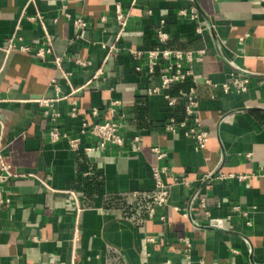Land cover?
I'll use <instances>...</instances> for the list:
<instances>
[{"label":"crops","instance_id":"0c3cea01","mask_svg":"<svg viewBox=\"0 0 264 264\" xmlns=\"http://www.w3.org/2000/svg\"><path fill=\"white\" fill-rule=\"evenodd\" d=\"M190 8L197 21L179 16ZM118 9L131 18L107 59ZM37 15L42 23L31 20ZM76 18L89 23L78 33ZM159 31L170 36L165 44ZM13 36L34 49L50 43L53 54L8 55L2 46ZM160 49L205 51L191 80L171 90L180 99V90L196 89L210 136L202 151L166 128L182 119V104L169 108L163 93H148L168 65L160 59L149 72L147 54ZM233 75L250 79L247 93L224 91ZM41 99L56 101L47 109ZM53 113L61 132L80 139L79 151L50 139ZM0 121L4 156L25 175L3 186L10 201L0 205V264H185L184 236L192 264H264V0H0ZM94 122L118 123L124 145L96 148L84 129ZM155 147L166 153L170 195L151 219Z\"/></svg>","mask_w":264,"mask_h":264},{"label":"built area","instance_id":"2783aa9c","mask_svg":"<svg viewBox=\"0 0 264 264\" xmlns=\"http://www.w3.org/2000/svg\"><path fill=\"white\" fill-rule=\"evenodd\" d=\"M179 16L181 18H186L189 21H197L198 20V12L195 8L183 9L179 11ZM130 14H124L121 10H117L116 12V22L119 27V34L117 36L116 41L108 47L107 59L110 56L114 55L118 52L117 43L120 38L126 32L130 21ZM31 20L39 22H43V17L37 15ZM106 18L103 17L102 21H105ZM74 27L76 32H80L85 30L89 23L82 18H76L74 21ZM198 34H202L203 30L201 28L197 29ZM158 40L160 43L165 44L169 39V34L164 31H159L157 33ZM13 36L9 40V46L7 49H3L6 54H10L11 52H19L21 54H29L33 55L37 60H46L48 56L53 54V46L50 43L45 44L42 48L34 49L28 45L15 44ZM247 37V36H246ZM246 37L240 40V43L243 44L246 40ZM199 56L196 57L192 52H182L179 50H170V49H160L148 52L149 56V72L152 74L155 71V67L158 65V61L164 60L168 62L163 74L161 75V84L159 87L149 89V95H158L163 93L164 99L169 108L175 107L180 101L178 98H173L168 94V90L177 83H184L188 79L193 77V72L191 70L190 65L195 62L201 60L202 55L205 54V51L198 52ZM130 54L136 60L141 59L143 53L137 50H130ZM186 61V62H184ZM185 63H188V66L185 67ZM55 64L57 68H61V58L55 59ZM79 66H85V62H76ZM137 70H141V68H137ZM209 83V81L207 82ZM52 84L55 85V88L59 90L57 87V80L53 79ZM250 86V79L245 77H238L233 75L231 80L223 85V89L226 93L235 92L237 94H245L248 92ZM181 99L185 107V117L184 120L178 122L174 117H171L166 125V128L169 132H177L178 130H182L187 139L191 140L195 145V149L197 151H202L208 144L210 136L209 133L202 127L200 118H199V101L197 97V91L193 87L188 92L181 94ZM56 100L53 99H41L38 100L37 103L39 106L43 108H51L53 103ZM114 105H117V102H114ZM45 114L49 115L48 111ZM78 114V106L77 104H73L72 108V117H76ZM93 117L98 115V110L94 109L91 113ZM53 128L49 132L50 139L53 142H57L59 140L65 139L69 142L70 148L77 152L80 148V139L79 138H70L68 134L63 133L57 126V120L60 116L59 113H53ZM0 128H3V123L0 121ZM84 129L88 130L89 134L94 137L98 141V146L96 148L105 149L107 145L111 146H123L124 138L120 133V126L116 122H103V123H91L85 124ZM83 130V134L85 133ZM6 145L3 143L0 136V205L3 203H9L10 200H7L3 196V186L11 180L24 177L25 175H19L15 173L12 169V165L7 162L4 156V150ZM96 148H90L86 151H94ZM152 152L155 154L158 164L153 168V179L155 182V199L153 203L148 206V216L151 219H154L158 215V210L163 208L168 204V199L170 195L169 186L165 183L163 176L166 173V168L160 165V162L166 158V153L162 152L159 148H153ZM32 176V175H30ZM34 176V175H33ZM230 178H235V176L231 175ZM248 178L246 175H239L237 179L240 181H244ZM223 179V177H221ZM71 195L75 198L76 194L71 192ZM200 206L203 209H206L204 204V200H201ZM177 209V208H176ZM239 210V208H235ZM178 210V209H177ZM160 221H165V217H160ZM77 240V235L74 237V241ZM155 239L150 238L148 243H154ZM180 242L183 244L184 249L182 251V255L185 258V264H192L193 261V242L189 236H184L180 239ZM163 264H170L168 261H165ZM201 264H218V263H205L201 262Z\"/></svg>","mask_w":264,"mask_h":264},{"label":"trees","instance_id":"16d2710c","mask_svg":"<svg viewBox=\"0 0 264 264\" xmlns=\"http://www.w3.org/2000/svg\"><path fill=\"white\" fill-rule=\"evenodd\" d=\"M191 79H188L186 82H184V83H177V84H174L168 91H169V95L171 96V90H173V89H175V88H177V87H179L180 85H183V84H185V83H187V82H189ZM192 88V87H191ZM191 88H189L188 90H180L179 92H180V94L178 95V96H180V103L182 104V106H183V109H184V111H183V117H182V119H177L176 117H174L178 122H181L182 120H184V117H185V107H184V104H183V102H182V99H181V94L182 93H186V92H188ZM172 97V96H171ZM88 187H87V185H86V189H87Z\"/></svg>","mask_w":264,"mask_h":264},{"label":"water","instance_id":"95a60500","mask_svg":"<svg viewBox=\"0 0 264 264\" xmlns=\"http://www.w3.org/2000/svg\"><path fill=\"white\" fill-rule=\"evenodd\" d=\"M11 39V38H10ZM10 39H8L6 42H5V44L2 46V48L3 49H7L8 48V46H9V40Z\"/></svg>","mask_w":264,"mask_h":264}]
</instances>
